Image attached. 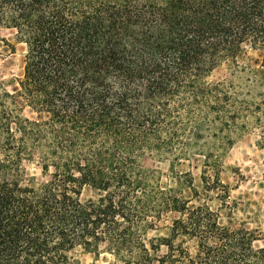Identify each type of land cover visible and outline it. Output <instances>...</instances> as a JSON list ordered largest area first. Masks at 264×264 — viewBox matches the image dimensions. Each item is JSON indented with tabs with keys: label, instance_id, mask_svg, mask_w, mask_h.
<instances>
[{
	"label": "trees",
	"instance_id": "obj_1",
	"mask_svg": "<svg viewBox=\"0 0 264 264\" xmlns=\"http://www.w3.org/2000/svg\"><path fill=\"white\" fill-rule=\"evenodd\" d=\"M0 29V46L22 51L12 91L0 82V264H79L80 253L93 264H264V232L222 224L177 187L151 196L158 179L142 165L166 160L173 174L204 139L203 191L223 188L205 138L230 145L244 115L207 78L250 70L247 50L264 72V0H0ZM217 194L230 216L237 202Z\"/></svg>",
	"mask_w": 264,
	"mask_h": 264
},
{
	"label": "rangeland",
	"instance_id": "obj_2",
	"mask_svg": "<svg viewBox=\"0 0 264 264\" xmlns=\"http://www.w3.org/2000/svg\"><path fill=\"white\" fill-rule=\"evenodd\" d=\"M0 38H10V35L0 29ZM246 56L248 59H245L242 65L249 67L250 70L248 68L234 70L228 65H222L207 78L208 83H223L224 90L232 92L231 94L236 93L238 98L235 100V106L244 115L243 118L236 120L238 130L230 134V145H222L220 140L213 142V139L208 136L205 138L219 153L217 154L219 180L223 188L218 187L216 191L208 194L203 191L200 178L203 171L202 157L195 152L200 145L208 146L204 143V139L192 149L188 160H182L174 165L173 174L170 173L166 160H154L145 156L142 165L150 172L153 171L158 179V184H152L147 188L151 196L165 188L177 187V194L192 197L191 204H206L219 213L222 224L231 225L233 228L243 226L264 232V149L257 146V141L264 133V113L260 114L254 109L258 103H261L259 95L264 96V72L258 70L257 53L247 50ZM21 64L20 47H16L15 52L10 53L0 46V82L4 83L8 91L13 89L11 80L19 75ZM243 98L246 101L253 100L254 103H250L249 110L245 109L242 103ZM261 106L264 108V105L261 104ZM25 114L28 115L27 112ZM247 114L248 118H245ZM28 173L40 178L39 171L34 166L28 167ZM175 174L180 177V189L173 181L172 175ZM225 188L229 193V202H237L230 216L228 209L220 206L218 200L217 193L223 195ZM88 194L85 191L84 197ZM172 217L173 215L167 214L156 223L158 228L156 234L165 233V228L170 224ZM154 234L155 232L149 231L147 237H152ZM78 261L79 264L94 263L92 256L84 253L79 254ZM97 264H100V261Z\"/></svg>",
	"mask_w": 264,
	"mask_h": 264
}]
</instances>
